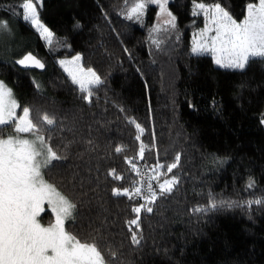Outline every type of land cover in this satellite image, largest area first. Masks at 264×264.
<instances>
[{
	"label": "trees",
	"instance_id": "obj_1",
	"mask_svg": "<svg viewBox=\"0 0 264 264\" xmlns=\"http://www.w3.org/2000/svg\"><path fill=\"white\" fill-rule=\"evenodd\" d=\"M134 2L42 0L40 18L54 34L49 45L22 19V0H0V20L23 46L11 52L0 35V81L21 107L56 120L41 134L61 159L43 174L76 205L66 229L107 246L116 264H264V203H245L264 201V59L231 70L217 66L211 54L191 51L192 28L205 21L194 14L195 2H219L241 20L252 0H167L172 28L157 25L155 6L142 23L129 19ZM154 24L159 30L151 39ZM27 53L45 69H21L16 61ZM75 54L103 81L91 102L58 63ZM131 120L145 129L141 141ZM141 142L153 175L179 156L171 173L159 174V182L176 176L179 183L171 193H158L137 228L128 222L143 201L115 196L113 189L131 190L129 178L140 179L127 160L137 162ZM119 146L124 151L117 153ZM112 169L124 180L110 176ZM250 178L255 185L249 189ZM213 202L217 208L194 211ZM51 214L45 223L54 220Z\"/></svg>",
	"mask_w": 264,
	"mask_h": 264
},
{
	"label": "snow or ice",
	"instance_id": "obj_2",
	"mask_svg": "<svg viewBox=\"0 0 264 264\" xmlns=\"http://www.w3.org/2000/svg\"><path fill=\"white\" fill-rule=\"evenodd\" d=\"M148 4H157L160 12L170 17L165 23L175 27V17L167 11V0H136L128 10V18L141 19ZM38 7L42 9V0H22L19 5L22 19L51 45L54 34L42 22ZM195 8L198 11L194 14H202L206 26L197 33L199 38L193 40L192 53L212 54L217 65L241 71L251 60L264 59V0H252L248 3L245 15L240 21L219 2H200L195 4ZM0 31H10L7 21L0 20ZM81 59L80 55H76L71 60H61L59 63L91 102L93 88L103 81L93 69L85 70L80 63ZM17 63L24 67H44L31 53ZM18 108L22 112L20 116L17 115ZM130 123L140 133L135 139L141 141L145 129L135 120ZM55 124L54 116L21 107L15 100L12 89L0 81V264H116V255L107 246L102 248L97 241H82L66 229V222H74L76 205L44 179L42 169L49 168L54 161L61 159L41 134L44 126ZM9 128L12 131L6 132ZM146 147L148 146L143 142L139 144L137 158L145 157ZM114 150L120 153L124 148L119 146ZM127 162L131 165V170L139 176V169L133 159H128ZM178 163L179 156L166 167L158 165L153 169L156 175L147 182L129 178L131 190L119 187L113 189L115 196L139 198L143 201L132 209L137 218L128 222L130 227H139V214L142 211H153L151 205L157 200L158 193L162 196L173 191L179 183L178 178L172 176L159 182V174L161 169L171 173ZM109 175L115 180H124L115 169L110 170ZM152 180L158 182V191L153 188ZM254 185L255 181L250 178L247 187L250 189ZM46 203L55 218L54 222L49 221L45 225L39 218L45 211ZM245 203L251 207L254 203L261 204L264 201ZM217 207V203L213 202L208 208H197L194 211L203 212ZM131 241L137 245L140 243L135 232L131 234Z\"/></svg>",
	"mask_w": 264,
	"mask_h": 264
},
{
	"label": "rangeland",
	"instance_id": "obj_3",
	"mask_svg": "<svg viewBox=\"0 0 264 264\" xmlns=\"http://www.w3.org/2000/svg\"><path fill=\"white\" fill-rule=\"evenodd\" d=\"M197 3H200V2H195L194 3V5H193V12H197L198 10L195 8V4H197ZM205 4H207V3H205ZM150 6H155L156 7V21L158 22V26H161V25H164V27H166L167 28V26H171V25H169V24H166L165 23V21L166 20H168V19H170V17L169 16H167L166 14H162L161 12H160V9H159V6L157 5V4H148V6L146 7V9H145V11H144V14L142 15V17H141V19H139V20H137V19H135V18H132V20H135V21H138V22H143L144 20H145V18H146V15H147V9H148V7H150ZM167 11L168 12H170L171 13V11L169 10V8H168V6H167ZM127 16H128V13H127ZM171 16L172 17H174L173 16V14L171 13ZM204 17V16H203ZM204 20H205V17H204ZM237 21H240V20H237ZM43 22V21H42ZM175 22V21H174ZM44 23V22H43ZM45 24V23H44ZM157 25H155L154 24V26H152V28H151V39H156V37H157V33H158V30L159 29H157L156 28V26ZM9 26V25H8ZM46 26V25H45ZM205 26H206V21H204V24L202 25V26H196V27H193L192 28V31H191V39H192V47H193V40L194 39H198L199 37L197 36V33H199L202 29H204L205 28ZM10 28V31H0V35H1V38H2V41H4V44H5V46L6 47H8V49L11 51V52H15V51H18V52H20L22 49H23V46L21 45L22 44V42H18V40H17V36H16V34H15V32H14V30H13V27H9ZM171 28H172V26H171ZM44 42L45 43H47L45 40H44ZM48 44V43H47ZM25 51V50H24ZM24 51H22L20 54H23V52ZM206 54H209V53H206ZM76 55H80V54H75V55H73V56H65V57H62V58H60L59 60H58V63L61 61V60H65V61H67V60H71L74 56H76ZM212 55V54H211ZM81 56V55H80ZM213 57H214V55H212ZM214 61H215V57H214ZM80 63H81V65L83 66V64H82V59H81V61H80ZM216 64V63H215ZM59 65L61 66V64L59 63ZM217 65V64H216ZM217 66H219V65H217ZM221 67V66H220ZM61 68L64 70V67L63 66H61ZM83 68L85 69V70H87L88 68H86V67H84L83 66ZM65 71V70H64ZM66 72V71H65ZM66 74L68 75V73L66 72ZM98 75V74H97ZM69 76V75H68ZM70 77V76H69ZM71 78V77H70ZM6 85V84H5ZM79 86V85H78ZM8 87V86H7ZM13 92V91H12ZM13 96H14V98H15V100L17 101V103H18V100H17V98L15 97V95H14V93H13ZM19 104V103H18ZM22 115V114H21ZM263 123H264V119H263ZM30 136V135H29ZM49 216H53V218H55V214L54 213H52L51 215H49ZM46 220V219H45ZM53 222H54V220H53ZM42 224H45V223H43V222H41ZM47 224V223H46ZM45 224V225H46Z\"/></svg>",
	"mask_w": 264,
	"mask_h": 264
},
{
	"label": "built area",
	"instance_id": "obj_4",
	"mask_svg": "<svg viewBox=\"0 0 264 264\" xmlns=\"http://www.w3.org/2000/svg\"><path fill=\"white\" fill-rule=\"evenodd\" d=\"M135 164H136L137 168L139 169L140 180L147 182L151 177L154 176L151 169L146 165V163L142 159L138 158V160ZM153 181L154 180H152V184H154ZM146 190L147 189L145 187V191Z\"/></svg>",
	"mask_w": 264,
	"mask_h": 264
},
{
	"label": "water",
	"instance_id": "obj_5",
	"mask_svg": "<svg viewBox=\"0 0 264 264\" xmlns=\"http://www.w3.org/2000/svg\"><path fill=\"white\" fill-rule=\"evenodd\" d=\"M28 54V53H27ZM32 55H34L33 53H31ZM26 55V54H25ZM25 55H23L22 57H20L19 59H17V61L18 60H20V59H22ZM35 56V55H34ZM37 59H39V58H37ZM40 60V59H39ZM16 61V62H17ZM41 61V60H40ZM41 63H43L42 61H41ZM17 65L21 68V69H23V70H32V69H36V70H39V71H43L44 69H45V64L43 63V65H44V67L43 68H36V67H24V66H22V65H20V64H18L17 63Z\"/></svg>",
	"mask_w": 264,
	"mask_h": 264
},
{
	"label": "flooded vegetation",
	"instance_id": "obj_6",
	"mask_svg": "<svg viewBox=\"0 0 264 264\" xmlns=\"http://www.w3.org/2000/svg\"><path fill=\"white\" fill-rule=\"evenodd\" d=\"M42 172H43V169H42ZM45 179V177H44ZM46 180V179H45ZM47 181V180H46ZM48 182V181H47ZM49 183V182H48ZM44 208H45V211L41 214L40 216V221L45 223L46 220H44V217L48 214V213H52L51 210H50V207L49 205H47V203L44 205ZM46 224V223H45Z\"/></svg>",
	"mask_w": 264,
	"mask_h": 264
}]
</instances>
